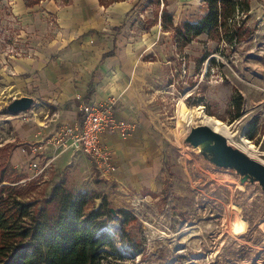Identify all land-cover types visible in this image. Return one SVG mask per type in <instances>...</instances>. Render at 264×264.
I'll return each instance as SVG.
<instances>
[{
	"label": "rangeland",
	"instance_id": "rangeland-1",
	"mask_svg": "<svg viewBox=\"0 0 264 264\" xmlns=\"http://www.w3.org/2000/svg\"><path fill=\"white\" fill-rule=\"evenodd\" d=\"M244 1L237 16L246 29L240 41L203 33L184 42L163 22V10L174 24L195 22L206 13V0H118L99 12L89 9L88 0H41L27 9L24 0H0V147L10 145L9 167L25 175V143H48L57 161L48 177L34 179L32 196L46 194L57 176L91 192L92 205L106 198L107 208L134 213L132 238L122 234L117 217L102 228L112 241L103 264H264V191L258 183H240L233 169L208 163L185 141L199 123H186L187 111H202L223 121L224 137H213L222 152L209 147L210 157L227 163L226 156H248L264 164V0H246L248 8ZM41 41L72 48L76 89L99 66L101 52L114 42L119 48L103 60L92 86L108 74L114 90L102 102L114 99L115 108L135 122L121 138L142 125L146 140L144 151L135 150L113 174L102 176L72 147L64 130L73 124L58 120L59 102L49 105L27 82L33 73L25 72V58L41 52L50 63L61 55ZM77 91L73 100L80 109L87 100ZM28 93L37 96L38 113L30 111L34 105L8 111L14 97ZM37 115L45 132L25 138V123Z\"/></svg>",
	"mask_w": 264,
	"mask_h": 264
},
{
	"label": "trees",
	"instance_id": "trees-1",
	"mask_svg": "<svg viewBox=\"0 0 264 264\" xmlns=\"http://www.w3.org/2000/svg\"><path fill=\"white\" fill-rule=\"evenodd\" d=\"M115 1L99 0L105 6ZM24 2L31 7L40 0ZM206 3L208 9L198 21L174 24L172 13L165 9L163 22L184 42L203 33L228 42L240 41L246 31L237 19L241 0ZM235 104L239 107V101ZM10 156V145L0 147V264H103L105 248L112 241L102 228L113 217L119 219L122 234L132 238L128 225L136 216L130 209L116 208L113 215L106 198L99 207L92 205L91 192L75 190L64 180L53 183L48 193L32 196L38 182L23 181L25 175L10 169Z\"/></svg>",
	"mask_w": 264,
	"mask_h": 264
},
{
	"label": "crops",
	"instance_id": "crops-1",
	"mask_svg": "<svg viewBox=\"0 0 264 264\" xmlns=\"http://www.w3.org/2000/svg\"><path fill=\"white\" fill-rule=\"evenodd\" d=\"M39 3L35 4L34 6H37ZM88 5H89L88 6L89 9L93 8L95 12H99L100 11L99 8H105L110 6L111 4L105 6L101 4L99 0H88ZM31 7H27L25 5V9ZM41 45H44V42L41 41ZM58 46L59 45L57 42H54L50 46L44 45V48L46 49L52 48L57 51L58 50L62 51L61 55H59L58 57L57 62L52 61L50 63H47V58H44L41 52L39 53L38 57L25 58V72L30 71L33 73L28 76L29 79L27 82H29V84L32 85V90L38 95V97L46 98L47 100H49L47 102L49 105L59 102L60 108H62V110L56 104L53 106L58 107V110L61 112L60 116L58 117L60 118L58 119L60 122L63 123L68 122V123H72L73 125H79L82 120V112H81V108L79 109V106L76 103L77 100L76 101L75 99L73 100V96H74L73 94L77 90L83 92L82 93L83 97L87 100V102H92V103H101L108 95H110L114 90V86L112 81L105 79L106 77H109L108 74H105L102 78H98L95 88L92 86V83L95 82L94 76L96 75V73H98L99 75L102 74L101 72L103 67L102 65L103 60L105 58L110 59L112 57L117 56L118 55L117 50L119 48L114 42L112 43L111 48L101 52L100 59L97 62L99 66L93 69L89 79H87L83 83H80L79 87L76 89L72 85V82L70 81V74H71L70 72H72L71 68L74 66L72 61L73 58L71 52L72 48L65 49V48H60ZM110 52L112 53L109 54ZM70 56H72L71 59H69ZM75 57H77V53H75ZM61 58L65 59L64 63L65 66L68 67V69L63 70L61 68L60 65ZM67 73L68 75H66ZM25 95H30L34 98V103H33L34 107L30 109V111L34 113H38V107L41 108L42 106H37L36 103L37 96L33 95L32 93H28ZM63 102H66V105H63ZM115 112L118 117L129 118L127 117L128 113L124 110L121 109L119 110L115 108ZM42 120H43L42 116L40 115H37V117L35 118L34 116H31V120L25 123V138H32L34 136H39V135L41 136V134L45 132L46 128L40 125ZM101 138L105 143L112 146L115 152L114 160L117 169L119 170V168H122L126 164H128L129 161L131 162L132 157L129 156L130 154H133L135 150L136 151L139 150L142 152L144 151L143 145L146 140V130L144 126L140 125L137 127L135 132L133 134H130L126 139H122L120 134H118V132L106 131L102 134ZM27 144L29 143H25V145ZM44 146L45 147L38 153V157H39L38 160H40L41 164H44L47 161L50 162L45 167L44 171L37 176H34L36 171L30 164L33 154L29 151L25 152V179H26L25 181L36 179L43 175L44 177L46 176L48 177V168L50 167V165H52V163H55L57 161L56 159L54 160V158L51 159L52 152L49 149L50 147L48 143L47 144L44 143ZM60 161L58 162V165L60 164ZM28 170H31V173L29 175H26V172ZM59 180H64V179H58V177L56 176L55 181H53V183ZM51 186L49 187L48 192L50 191Z\"/></svg>",
	"mask_w": 264,
	"mask_h": 264
},
{
	"label": "built area",
	"instance_id": "built-area-1",
	"mask_svg": "<svg viewBox=\"0 0 264 264\" xmlns=\"http://www.w3.org/2000/svg\"><path fill=\"white\" fill-rule=\"evenodd\" d=\"M81 112V123L66 127L64 134L70 137L73 148L81 150L91 159L102 176L111 175L117 169L115 152L101 136L106 131H114L125 137L134 129L135 122L116 115L114 99L102 103L84 102L81 105ZM44 147V143L40 142L27 144L23 148L25 152L33 154L30 164L36 171L34 176L41 174L50 162L41 164L38 160V153ZM136 204L140 205V200Z\"/></svg>",
	"mask_w": 264,
	"mask_h": 264
},
{
	"label": "bare ground",
	"instance_id": "bare-ground-1",
	"mask_svg": "<svg viewBox=\"0 0 264 264\" xmlns=\"http://www.w3.org/2000/svg\"><path fill=\"white\" fill-rule=\"evenodd\" d=\"M186 115V123H189L190 120L192 124L194 122H199L198 124L191 125L189 131L186 133L188 138L185 140L195 148L197 153L201 154L208 163L216 167L233 169L239 175L240 183L244 184L248 182H255L258 183L264 191L263 163L248 156H226L228 160L227 163H224L221 159L219 160L217 158L210 157V153L208 151L209 147L216 149L220 153L222 152L218 150L217 144H215L213 137H211L212 133L220 134L224 137L223 121L221 119L208 115L202 111L194 112L193 110H188ZM196 115H198L197 117H203V119L201 121H196ZM231 158L233 159L231 160Z\"/></svg>",
	"mask_w": 264,
	"mask_h": 264
},
{
	"label": "water",
	"instance_id": "water-1",
	"mask_svg": "<svg viewBox=\"0 0 264 264\" xmlns=\"http://www.w3.org/2000/svg\"><path fill=\"white\" fill-rule=\"evenodd\" d=\"M34 103V98L30 95H22L19 97H14L7 105L8 111H10L13 114H17L21 111H26L29 110ZM211 137H221L223 138L222 135L212 133ZM113 213L116 212L115 207H110Z\"/></svg>",
	"mask_w": 264,
	"mask_h": 264
}]
</instances>
